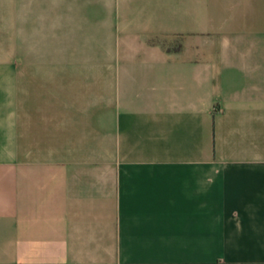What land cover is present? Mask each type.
Masks as SVG:
<instances>
[{"label":"crops","instance_id":"1","mask_svg":"<svg viewBox=\"0 0 264 264\" xmlns=\"http://www.w3.org/2000/svg\"><path fill=\"white\" fill-rule=\"evenodd\" d=\"M17 1L0 264H264V0Z\"/></svg>","mask_w":264,"mask_h":264},{"label":"rangeland","instance_id":"2","mask_svg":"<svg viewBox=\"0 0 264 264\" xmlns=\"http://www.w3.org/2000/svg\"><path fill=\"white\" fill-rule=\"evenodd\" d=\"M17 0H8V18H9V26H8V41L6 43H0L1 49L6 50L7 51V58H0L2 61L3 60H7L9 65H14L15 64V41H14V29L15 26H11V23L14 24L17 18ZM13 38V40H12ZM75 44L78 43H72V49H73V53H75L74 50H76V46ZM109 43L105 42V46L108 45ZM57 49L59 48L60 45H63V42H57ZM105 57L101 59L102 64L104 65L105 69L107 67H110L111 65V57H110V50H106L105 49ZM58 60H62L57 58ZM96 59L94 58H82V57H73L72 58V64L73 65H91V64H95Z\"/></svg>","mask_w":264,"mask_h":264}]
</instances>
